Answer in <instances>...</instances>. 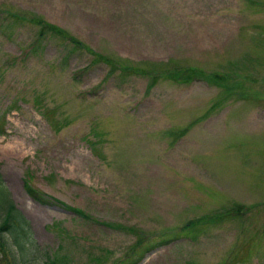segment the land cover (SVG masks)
I'll return each mask as SVG.
<instances>
[{
    "label": "rangeland",
    "instance_id": "374dc122",
    "mask_svg": "<svg viewBox=\"0 0 264 264\" xmlns=\"http://www.w3.org/2000/svg\"><path fill=\"white\" fill-rule=\"evenodd\" d=\"M4 127L23 264H264V0H0Z\"/></svg>",
    "mask_w": 264,
    "mask_h": 264
},
{
    "label": "trees",
    "instance_id": "16d2710c",
    "mask_svg": "<svg viewBox=\"0 0 264 264\" xmlns=\"http://www.w3.org/2000/svg\"><path fill=\"white\" fill-rule=\"evenodd\" d=\"M34 24H43L45 27H42L40 34H50L58 38H66L74 43L77 48L85 49L81 44L80 40L75 37L73 34L69 33L67 30L61 29L51 23H45L44 20L34 19L31 21ZM75 47V48H76ZM88 51L95 57L97 61L109 62L108 57L102 53H99L93 49H88ZM140 68H135L139 70ZM196 74H201L205 80L211 84L221 86L227 85L233 80V77L223 72L213 71L206 73L202 69H182L180 77H175L176 75H170L174 80H183L189 81ZM178 75V74H177ZM157 76H155V80ZM4 124V123H3ZM5 134V127L0 129V135ZM25 188L27 192L37 201H40L44 204L52 203L51 200L55 202L60 201L52 196L45 195L42 191L34 188L30 179L27 178L25 181ZM0 190L4 191L8 197V203L6 206H1L0 210L5 212V216L0 223V264H23L25 260L29 257L31 249L27 245V240H29L28 234V221L18 210L16 205L9 199L7 189L5 188L2 181V174L0 170ZM63 204V203H62ZM72 211L77 214H83V211L77 207H70ZM194 223L191 221L190 224ZM10 238L13 240L14 247L10 244ZM56 257H49L45 264H58Z\"/></svg>",
    "mask_w": 264,
    "mask_h": 264
}]
</instances>
